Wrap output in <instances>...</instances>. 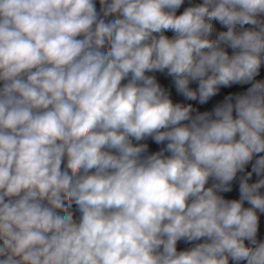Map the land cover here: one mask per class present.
I'll list each match as a JSON object with an SVG mask.
<instances>
[{
	"label": "clouds",
	"instance_id": "obj_1",
	"mask_svg": "<svg viewBox=\"0 0 264 264\" xmlns=\"http://www.w3.org/2000/svg\"><path fill=\"white\" fill-rule=\"evenodd\" d=\"M0 264H264V0H0Z\"/></svg>",
	"mask_w": 264,
	"mask_h": 264
}]
</instances>
